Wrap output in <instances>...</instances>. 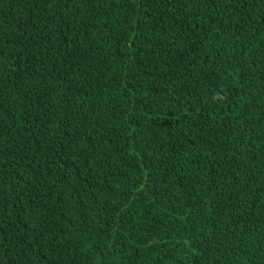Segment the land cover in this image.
Segmentation results:
<instances>
[{"label":"trees","instance_id":"16d2710c","mask_svg":"<svg viewBox=\"0 0 264 264\" xmlns=\"http://www.w3.org/2000/svg\"><path fill=\"white\" fill-rule=\"evenodd\" d=\"M0 264H264V0H0Z\"/></svg>","mask_w":264,"mask_h":264}]
</instances>
